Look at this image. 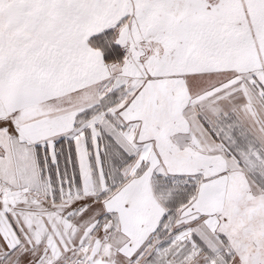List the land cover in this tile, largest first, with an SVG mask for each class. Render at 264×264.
<instances>
[{"label":"snow or ice","instance_id":"6c2138e0","mask_svg":"<svg viewBox=\"0 0 264 264\" xmlns=\"http://www.w3.org/2000/svg\"><path fill=\"white\" fill-rule=\"evenodd\" d=\"M0 264H264V0H0Z\"/></svg>","mask_w":264,"mask_h":264}]
</instances>
